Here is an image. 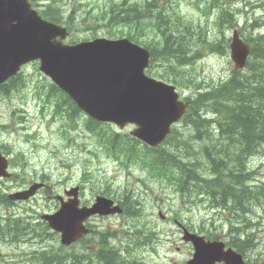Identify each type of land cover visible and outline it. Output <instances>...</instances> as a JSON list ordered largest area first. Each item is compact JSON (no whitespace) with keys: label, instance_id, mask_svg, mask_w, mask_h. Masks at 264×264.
I'll return each instance as SVG.
<instances>
[{"label":"rangeland","instance_id":"374dc122","mask_svg":"<svg viewBox=\"0 0 264 264\" xmlns=\"http://www.w3.org/2000/svg\"><path fill=\"white\" fill-rule=\"evenodd\" d=\"M37 2L40 4L39 8L42 9V5L47 1L37 0ZM59 2L65 10L69 6L74 7L78 2L81 9L92 10L96 6L102 8L107 0H59ZM176 2L179 12L185 19L206 27L204 25L205 17L196 0H177ZM221 3L224 5L229 3L230 7L240 12L235 14L238 19V25L235 28H238L240 32L248 35L249 28H244L242 24L247 18L248 24H254L250 26V29L255 31V35L264 33V0H221ZM218 18L216 21H208L207 32L210 38L217 37L214 27L219 26L216 23ZM232 28L221 27L227 37H230ZM99 35H101L100 32ZM77 36L86 37V32H79ZM209 52L211 51H208L200 60L197 57L192 65L188 64L189 72H195L204 79L220 82L227 78L229 70L233 69V63L229 58V49L224 55L216 52L210 54ZM177 68L179 66L175 65L171 70L175 71ZM19 79L24 82V88L15 91L9 97L0 96V122H4L6 126V130H0V144H7L3 154L8 162L15 159V166H10L11 176L0 178V196L26 189L33 184V181L40 180V178L46 179L47 189H52L55 193H62L64 188L80 184L84 201H88L93 194L104 189H108L111 194L124 199L123 190L127 187L134 193L128 194L129 198H125L123 204H131L132 213L127 217L120 213L107 217H92L90 220L92 230L82 238L83 241L80 240L81 242L79 241L73 246L65 247L60 243L58 233L47 229L43 223H39L42 213L52 212L58 207L57 201L46 197L41 190L36 191L26 201L11 200L9 207L0 208V221L14 216L29 229L30 226L27 222L34 225L39 230L40 236L26 243L17 240L3 241L7 237H16L23 232V229L16 225L13 231L9 232L0 227V254L7 257L6 259L0 258V264H39L35 250L44 249L63 255L62 264H102L103 262L98 261L92 255L93 252H96V248L102 244V232L108 245L119 246L121 259L132 264H152L155 257L151 258L150 251L147 250L149 249L148 245L135 247L138 238L134 236L133 232L136 230L142 231L145 236L152 233V239L162 247V252H167L166 256L170 260L166 258L168 263L161 264H184L181 261L185 260L184 253L187 247L181 242V234L175 230L170 218L175 212H178L190 225L204 229L208 235L223 236L222 233H219L222 229L224 231L227 228L226 213L223 210L210 209L208 197L196 200L198 196L194 198L196 201L185 198L178 194L176 186L169 184L164 177L158 176L152 170L146 171L135 165L120 164V160L105 150L103 136L99 140L94 132L87 129L85 122L88 117L84 113L81 112L80 116L76 117V129H74L72 118L69 121H60L58 118L53 121L50 105L37 96L44 80L48 81V78L38 71V63L25 65ZM216 84L219 83L210 85L213 87ZM18 100H31L28 103V113H24L22 123L17 124L25 130L26 136L24 131L21 132V128L16 125L18 119L13 117L16 113L12 112V109L21 106V102ZM202 117L208 118L204 115ZM107 126L115 132H129L132 128L131 125H127L120 129L109 123ZM175 126L176 130L181 133V135L177 134L174 139L175 151L191 150L189 154L179 156L181 163L185 165L187 171L196 175L205 173V168L200 170L198 164L193 165L194 161L199 158L201 159L200 166H206V161L199 157L200 152H203L200 151L202 146L209 149H225V140L218 134L215 127L211 129L212 135H209L208 129H204L199 134L194 133L193 126L184 120H179ZM210 128L209 126V130ZM225 131L229 133L228 129ZM192 133L196 134L197 138H192L190 136ZM64 134L69 135V138L67 139ZM262 137L264 138V135L257 139ZM208 138L210 139L208 140ZM248 139L250 140V137ZM257 139L252 136L251 141L255 140L254 143H256ZM258 150H261L260 154H244L246 157L244 164L245 167L252 170L251 175L254 173L247 179V185L254 187V194L261 195V192H264V139ZM193 151L198 152L197 155ZM247 161H249V167ZM194 167H198L199 170L195 172ZM242 178L246 179L247 177L242 175ZM262 197L264 199V196ZM136 205H139L137 210H141L142 214L133 210ZM245 209L249 211L244 221L250 228L252 227V231L249 234L250 228H243L242 225L240 228L243 234L248 233L247 237L253 239L252 243L254 242L255 246L248 247V249L245 247L243 251L246 252L243 254L246 255L247 264H264V247L262 245L264 244V201L261 203L252 202ZM159 212L163 213L164 219H160ZM223 238L227 241L224 236ZM178 245L181 246V250L179 254H176L175 248ZM82 252L90 254L91 258L81 257ZM25 257L28 259H21Z\"/></svg>","mask_w":264,"mask_h":264},{"label":"trees","instance_id":"16d2710c","mask_svg":"<svg viewBox=\"0 0 264 264\" xmlns=\"http://www.w3.org/2000/svg\"><path fill=\"white\" fill-rule=\"evenodd\" d=\"M35 1L31 0L32 4L38 5ZM46 1L39 10L40 14L51 21L64 24L69 31V42L77 41L81 38L77 36L78 33L84 31L86 38L97 36L99 32L107 37L126 36L133 42L148 48L153 62L150 61L147 69L149 74L154 72L159 78L170 80L178 88L190 90L186 97L190 101V107L182 120L193 126L194 133L199 134L204 129H208L211 135L209 125L213 122L218 134L226 142L225 149H209L202 146L200 151L203 152H200L199 157L206 161V166H200L199 158L193 165L198 164L199 168H205V173L196 175L187 171L185 165L181 163L174 144L176 135H181L176 127H172L170 135L160 146L150 147L131 136L129 132L111 130L107 123L99 126V123L90 119L88 122L86 120L85 126L89 131L94 132L99 140L103 136L106 145L104 148L120 160V164L152 170L158 176L164 177L169 184L176 186L178 193L187 199L196 201L199 198L208 197L211 207L227 209L229 213L226 220L229 231L239 236L241 233L237 231L242 230L240 225L245 222L249 211L245 207H249L252 202L264 201L262 197L264 192H261V195L254 194V187L247 185V179L252 176V170L243 166L244 154L257 152L264 139L263 137L257 139L264 135L263 34L257 33L255 37L249 38L250 54L244 70L230 69L226 79L211 87L210 84L213 82L210 79H204L195 72H189L188 66L192 65L197 57L199 60L203 58L208 51L226 53L228 39L225 38L221 27L227 29V26L230 28L235 24L233 7H230L229 3L224 5L221 0H197L201 3L200 11L205 17L206 27H204L184 18L179 12L177 0H107L102 8L96 6L92 10L81 9L79 2L74 7L69 6L63 10L65 8L60 6L58 0ZM217 18L216 23L219 26L214 27L217 37L210 38L207 32L208 21H216ZM253 25L252 23L250 26ZM174 64L186 65L173 71L174 69H171ZM18 76L19 73L0 85V91L5 93L9 89L17 88ZM46 88L47 99L56 101L53 105L55 109L60 108L65 114L70 110L74 113L80 111L55 85L48 82ZM201 110L211 111L212 115L214 114L213 118H203ZM226 129L229 133L224 132ZM190 136L197 138V135L193 133ZM252 136L257 139L256 143H254L255 140L251 141ZM190 151L187 150V154ZM198 167H194L195 172L199 170ZM242 175L247 178H242ZM123 193L126 195L125 199L134 191L125 187ZM195 197L198 198L195 200ZM127 208V213L131 215L129 213L131 207ZM179 217L178 215L177 218ZM5 225L6 223H3V226ZM234 239L232 236V240ZM233 243L241 246L235 241ZM52 252H39V257L44 259V254H47L46 257L57 262L64 258L63 255ZM80 256L89 258V255L83 252ZM45 259L42 262L49 260Z\"/></svg>","mask_w":264,"mask_h":264},{"label":"water","instance_id":"95a60500","mask_svg":"<svg viewBox=\"0 0 264 264\" xmlns=\"http://www.w3.org/2000/svg\"><path fill=\"white\" fill-rule=\"evenodd\" d=\"M57 36L63 39L65 28L43 20L28 0H0V82L15 74L22 64L39 58V69L92 117L119 127L134 124L131 134L150 146L167 137L187 103L177 99L173 86L144 74L149 60L147 49L127 38H96L66 45ZM247 54L248 46L234 32L230 58L236 68L244 65ZM35 188L33 185L13 197L27 198ZM66 193L75 195L76 190ZM110 205L111 201L98 197L92 207L77 209L74 198L43 217L68 244L86 231L81 225L86 216L118 210ZM193 243L200 252L204 249L198 239Z\"/></svg>","mask_w":264,"mask_h":264},{"label":"bare ground","instance_id":"6f19581e","mask_svg":"<svg viewBox=\"0 0 264 264\" xmlns=\"http://www.w3.org/2000/svg\"><path fill=\"white\" fill-rule=\"evenodd\" d=\"M152 62V61H151ZM153 63V62H152ZM185 64H183V65H177V66H179V67H183ZM174 66H175V64H174ZM180 70V69H179ZM236 107V106H235ZM91 123V122H90ZM95 124V123H94ZM210 135V134H209ZM217 135V134H216ZM199 136V135H198ZM215 139V138H214ZM114 144V143H113ZM109 145H111V143L109 144ZM106 146V145H105ZM118 146H120V145H118ZM117 146V147H118ZM127 147V146H126ZM190 147V146H189ZM122 148V147H121ZM128 148V147H127ZM123 149V148H122ZM131 149V148H130ZM191 149V148H190ZM194 149V148H193ZM10 150V149H9ZM8 150V151H9ZM108 150V149H107ZM113 150V149H112ZM118 150V149H117ZM128 150V149H127ZM11 151V150H10ZM115 151V150H114ZM113 151V152H114ZM119 151V150H118ZM123 151V150H122ZM125 151H126V149H125ZM130 151H132L133 152V150H130ZM177 152H178V154H177V156L179 157V156H184V155H186L187 154V151H183V152H181V151H178L177 150ZM19 153H21V152H19ZM126 153V152H125ZM129 153V152H128ZM127 153V154H128ZM261 153V150H258L257 152H255V154H260ZM118 154V153H117ZM124 154V153H123ZM130 154V153H129ZM128 154V155H129ZM174 154V153H173ZM134 155V154H133ZM22 156V155H21ZM135 156V155H134ZM124 157V156H123ZM130 157V156H129ZM132 157V156H131ZM128 160V159H127ZM132 160V159H131ZM201 169V168H200ZM202 169H204V168H202ZM254 174V173H253ZM252 174V175H253ZM207 175V174H206ZM252 177V176H251ZM38 181H40V182H42L43 184H45L46 183V179H44V178H40V180H38ZM42 191L43 193H45V188H40V189H38L37 191ZM36 193V192H35ZM131 196V195H130ZM228 196V195H227ZM131 199V198H130ZM244 199V198H243ZM134 201V200H133ZM10 202H11V199H9V198H7L4 194H2L1 196H0V208L1 207H5V208H7V207H9L10 206ZM135 202V201H134ZM127 206H131V205H129L128 203H126V204H124L123 206H121L120 207V209H121V212L123 213L122 214V216H129V214L127 213V211H128V208H127ZM130 213V212H129ZM131 214V213H130ZM163 214V213H162ZM104 217V216H103ZM107 217V216H106ZM114 218V217H113ZM18 218H16V217H12V218H5V219H2L1 221H0V227L1 228H6L7 226H10V228L9 229H7L8 231L9 230H12L16 225H19L22 229H23V232H21V233H19L16 237H7V238H5V239H3V241H6V240H10V241H15V240H17L18 242H31L32 240H35L37 237H39L40 236V232H39V230L36 228V227H34V225H31L30 224V222H27L28 223V225L30 226V229H29V227H25L24 225H23V222L22 221H20L19 219L17 220ZM166 220V219H165ZM2 223V224H1ZM3 223H6V225L5 226H3ZM242 226H243V228H247V229H249L250 228V226L249 225H247L245 222H242ZM150 228V227H149ZM113 229V228H112ZM252 231V227L249 229V231H248V233L250 234V232ZM115 234V233H114ZM116 235H118V234H116ZM245 235H247V234H245ZM112 236V235H111ZM120 236V235H119ZM118 236V237H119ZM122 236V235H121ZM105 238V237H104ZM250 241H253V239H251V237H247ZM107 239V238H106ZM135 240V239H134ZM104 240H102V242H103ZM111 241V240H110ZM117 241H118V239H117ZM114 242V241H113ZM254 243V242H253ZM255 244V243H254ZM247 249H248V247H246ZM50 252V251H49ZM52 252V251H51ZM246 252V251H245ZM244 252V253H245ZM53 253V252H52ZM1 255V254H0ZM39 251H36V253H35V256H37L38 257V259H39V264H62L61 263V261H59V259H58V261L59 262H57V260L55 261L54 259H49L50 257H46V255L44 254V259H40V257H39ZM49 255V254H48ZM45 258H48L49 260H47V261H45V262H42L43 260H46ZM53 258V257H52ZM55 258V257H54ZM63 258V257H62ZM21 259H23V260H27L28 259V257H25V258H21ZM56 259V258H55ZM118 259H119V256L118 255H112L111 257H109L106 261H104L102 264H116L117 263V261H118ZM18 261H20V260H18ZM127 264H132V263H130V262H127Z\"/></svg>","mask_w":264,"mask_h":264},{"label":"flooded vegetation","instance_id":"af4514ba","mask_svg":"<svg viewBox=\"0 0 264 264\" xmlns=\"http://www.w3.org/2000/svg\"><path fill=\"white\" fill-rule=\"evenodd\" d=\"M139 264V263H138Z\"/></svg>","mask_w":264,"mask_h":264}]
</instances>
